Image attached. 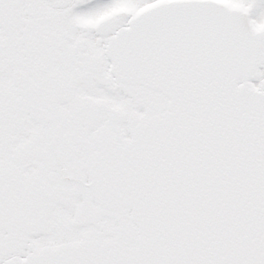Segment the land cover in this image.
Segmentation results:
<instances>
[{
  "label": "snow or ice",
  "instance_id": "snow-or-ice-1",
  "mask_svg": "<svg viewBox=\"0 0 264 264\" xmlns=\"http://www.w3.org/2000/svg\"><path fill=\"white\" fill-rule=\"evenodd\" d=\"M0 264H264V0H0Z\"/></svg>",
  "mask_w": 264,
  "mask_h": 264
}]
</instances>
